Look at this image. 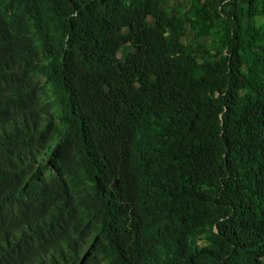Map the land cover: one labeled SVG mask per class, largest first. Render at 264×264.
<instances>
[{
  "label": "trees",
  "instance_id": "16d2710c",
  "mask_svg": "<svg viewBox=\"0 0 264 264\" xmlns=\"http://www.w3.org/2000/svg\"><path fill=\"white\" fill-rule=\"evenodd\" d=\"M171 1L0 0V264H264V0Z\"/></svg>",
  "mask_w": 264,
  "mask_h": 264
},
{
  "label": "rangeland",
  "instance_id": "374dc122",
  "mask_svg": "<svg viewBox=\"0 0 264 264\" xmlns=\"http://www.w3.org/2000/svg\"><path fill=\"white\" fill-rule=\"evenodd\" d=\"M186 2H187V0H172L170 2V7H177L180 4H185ZM149 22L150 23H154V20L152 18H150L149 19ZM117 54H118L119 57H121V55H122L121 52H120V50H117Z\"/></svg>",
  "mask_w": 264,
  "mask_h": 264
}]
</instances>
